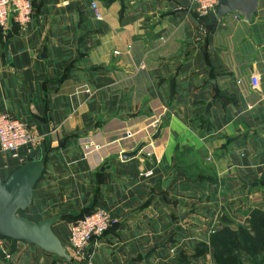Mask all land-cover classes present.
Listing matches in <instances>:
<instances>
[{
  "label": "crops",
  "instance_id": "crops-1",
  "mask_svg": "<svg viewBox=\"0 0 264 264\" xmlns=\"http://www.w3.org/2000/svg\"><path fill=\"white\" fill-rule=\"evenodd\" d=\"M31 1L30 21L0 30V113L45 157L21 217H55L71 257L70 227L105 211L94 264H215L196 248L264 209V0L250 23L227 15L215 29L189 0ZM19 166L0 151L2 181ZM7 245L0 264H78Z\"/></svg>",
  "mask_w": 264,
  "mask_h": 264
},
{
  "label": "water",
  "instance_id": "water-1",
  "mask_svg": "<svg viewBox=\"0 0 264 264\" xmlns=\"http://www.w3.org/2000/svg\"><path fill=\"white\" fill-rule=\"evenodd\" d=\"M259 0H219L214 12L207 16V20L202 22L206 27L216 28L217 23L227 15L240 17L247 22H251L252 15L257 9ZM4 54L9 59L7 45L4 46ZM209 104L206 105V112ZM160 127L151 136L155 141L159 138ZM142 142L136 149L120 155L122 160L132 158L140 153L146 146ZM107 161L100 168L104 172ZM45 157L36 155L30 161L14 169L5 180L0 179V236L15 242L32 244L42 251L55 255L61 260L71 262L66 248L51 230V225L55 217L45 218L38 222H31L18 215V211L25 210L31 203L33 190L41 180L44 173ZM168 179L164 186L170 182ZM241 260L245 257L238 255Z\"/></svg>",
  "mask_w": 264,
  "mask_h": 264
},
{
  "label": "built area",
  "instance_id": "built-area-1",
  "mask_svg": "<svg viewBox=\"0 0 264 264\" xmlns=\"http://www.w3.org/2000/svg\"><path fill=\"white\" fill-rule=\"evenodd\" d=\"M219 0H189L195 6L198 18H206L214 12ZM91 10L96 19L101 20L94 3ZM32 15L31 0H0V30L9 29L10 20L20 26L30 21ZM158 127V121L151 123L150 128L154 132ZM150 140V139H149ZM30 135L27 124L8 113H0V151L7 153L11 159L20 165L30 161L32 158ZM143 178H150L152 171L140 172ZM264 211V209H263ZM110 224L108 214L100 209L93 210L70 227L68 238V250L71 252V260L78 264H94L90 255L86 252V246L94 238L101 237ZM0 254L5 258L9 255L7 241L0 236Z\"/></svg>",
  "mask_w": 264,
  "mask_h": 264
},
{
  "label": "trees",
  "instance_id": "trees-1",
  "mask_svg": "<svg viewBox=\"0 0 264 264\" xmlns=\"http://www.w3.org/2000/svg\"><path fill=\"white\" fill-rule=\"evenodd\" d=\"M209 248L215 264H264V212L254 209L246 227L236 230L223 228L212 233L208 244L199 245L194 256L205 253ZM238 255L244 256L245 260Z\"/></svg>",
  "mask_w": 264,
  "mask_h": 264
},
{
  "label": "rangeland",
  "instance_id": "rangeland-1",
  "mask_svg": "<svg viewBox=\"0 0 264 264\" xmlns=\"http://www.w3.org/2000/svg\"><path fill=\"white\" fill-rule=\"evenodd\" d=\"M263 211V210H262ZM264 212V211H263ZM26 211H19L18 212V215L21 217V216H24V215H26ZM85 217V216H84ZM81 220V219H80ZM7 244H8V242H7ZM259 263H262L261 261H259ZM245 264H247V263H245ZM263 264V263H262Z\"/></svg>",
  "mask_w": 264,
  "mask_h": 264
}]
</instances>
